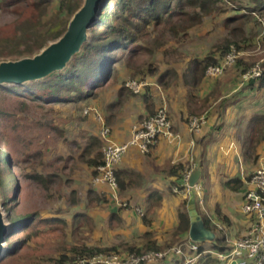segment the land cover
Listing matches in <instances>:
<instances>
[{"label": "rangeland", "instance_id": "rangeland-1", "mask_svg": "<svg viewBox=\"0 0 264 264\" xmlns=\"http://www.w3.org/2000/svg\"><path fill=\"white\" fill-rule=\"evenodd\" d=\"M26 1L30 4V0ZM26 1L7 6L6 2L0 0V37L8 36L20 20L30 16L31 6H28ZM238 4L245 5L246 1L227 0L212 14L204 16L202 22L196 24H192L191 16L174 19L171 23L175 25L174 30L171 25L166 24L160 27L150 26L124 55L118 53L114 72L105 86L97 90V99L90 98L67 104H46L13 95L1 102L3 109L14 116L11 126L0 118V150H4L9 156V168L16 179V185L9 193L7 202L13 210V217L37 214L36 220L32 221L28 229L11 236L9 240V235L7 236L5 244L28 238L27 243L19 249L13 264H55L63 255L72 256L70 251L74 247L87 246L94 249L116 246L123 252L124 243L141 242L142 235L135 236L131 233L128 235L121 228L114 230V226L121 225L117 220L112 221L110 227H107L111 212L114 211L111 202L117 203L113 192L110 194L111 201L102 203L103 205L96 206L89 198L90 192H96L97 188L91 179L87 159H82V156L93 145L94 139L101 137L99 130L101 125L86 115L85 111L96 108L101 115L108 116L112 111L125 118L129 99L132 98L136 102L142 99L140 96L135 98L126 87L128 81L144 82L138 81L141 78V75L137 74L138 71L148 70L151 65L153 69L159 67L161 74H166L167 71L183 73V68L190 59L208 54L213 50V45L230 36V28L240 22L246 27L248 39L262 38L264 49V28L255 16L227 24L229 18L244 14L243 11L234 10ZM58 6L59 1L53 0L49 14L44 18L45 21L56 14ZM187 10L193 12L192 9ZM250 44L241 51V54L244 53L249 58L244 62L249 67L256 65L260 62L259 58L264 57V52H255L256 43ZM31 56H11L0 59V62ZM136 74L137 76H134ZM156 76L146 79L157 83ZM165 76L163 82L165 86L162 84L161 86L174 92L172 85L176 86L179 83L175 73L170 77ZM4 86L15 88L16 85ZM176 97L179 100L178 108L192 110L199 106L191 101L184 104L181 102L184 96ZM176 97H173L172 101L176 100ZM165 102L166 107L169 106L168 99ZM194 112L199 113L197 110ZM102 150L101 147L100 151ZM230 158L235 159L234 152ZM137 177L134 178L133 189L139 190L136 183L138 181L141 183L143 179ZM118 192L117 197L122 210L136 212L139 218L144 216L142 210L139 212L137 201L130 199L126 202L120 198ZM137 194L141 196L139 192ZM131 195L134 194L125 193L128 198ZM121 201L129 203L130 206H124ZM149 201L150 206L143 207H146V216L148 214L151 218L157 215L156 207L160 202L155 196ZM9 216L4 209L5 221L11 231L13 222ZM19 220L23 222L27 219ZM136 224L134 222L130 229L135 228ZM79 256H75V259Z\"/></svg>", "mask_w": 264, "mask_h": 264}, {"label": "crops", "instance_id": "crops-1", "mask_svg": "<svg viewBox=\"0 0 264 264\" xmlns=\"http://www.w3.org/2000/svg\"><path fill=\"white\" fill-rule=\"evenodd\" d=\"M252 16L254 15L252 14ZM251 42L252 40H250ZM217 43L219 42L215 44ZM253 43L255 44L256 40ZM206 55L194 59L201 60ZM241 57L245 62L249 60L244 53ZM259 59L264 70V57ZM192 60L190 59L184 66L183 73L177 74L174 71L179 83L172 86L174 92L177 93L161 86V84L164 85L165 75L170 77L174 73L167 71L166 74H161L160 68L157 67V83L151 80L147 81L146 78L144 80L147 84L145 87L149 88L151 101L146 102L142 93L135 94L130 90L135 98L140 96L142 99L137 102L132 98L129 99V108L125 110V118L112 111L108 113V116L99 113L103 122L94 113L88 115L101 125L100 132L105 125L109 127L111 130L110 141L120 145L131 139L133 126L152 116V113L156 112L158 108L166 106V99L169 101L167 109L172 121L174 137L161 139L149 154H142L136 147H131L117 168V171L122 172L121 176L125 185V189L121 191L117 177L120 198L126 202L134 199L137 201L138 209L142 210L144 214L139 218L136 212L135 214L128 209V211H124L126 209L122 210L120 205L111 202L114 211L111 212L107 227H110L112 221L117 220L121 225L114 226V230L121 228L128 235L130 233L135 236L142 235L141 242H126L127 244L143 247L148 240H151L162 249L177 245L174 231L178 226L180 211L188 212L190 222V213L192 212H195L202 221L203 217H207L210 220V226L215 229L216 238L225 237L227 246L233 245L234 242L243 238L250 228L251 221L243 212V203L249 176L257 169L264 167V86H260L259 83L250 84L251 80H246L243 75L244 66L241 67L237 63L220 78L210 80L203 78L201 82H197L188 71ZM178 95L180 98L185 97L184 100L181 99L184 104L191 101L199 106L192 110L191 108L188 110L178 108L179 100L176 97ZM173 97H176V100L172 101ZM194 109L199 111L198 115L195 114ZM128 113L129 115H127ZM194 116H204L207 121L198 133L191 132L189 128V120ZM95 139L100 142L103 148L104 140L100 136ZM233 152L235 159L230 158ZM177 164H184L185 168L194 167L195 171L201 172L198 182L201 188L200 194H194L193 197L188 198L172 192V182L176 180L170 177L168 171ZM90 172L94 187L97 188L96 192L91 191L94 197L96 195L101 199L102 195L106 194L108 202L111 201L112 191L110 188L106 185L95 184V176L91 170ZM135 177L143 179L141 183L140 181L136 183L141 189H139L140 191L133 189ZM235 180L242 184L238 186L236 182H233ZM181 183L182 181L179 184L181 185ZM137 191L141 196L137 194ZM126 192L134 195L128 198L125 196ZM156 192L161 196V199L158 200L160 203L156 207L157 215L149 218L148 214L146 216V207L143 206H150L149 200L154 198L152 193ZM92 203L99 206L107 202L97 199ZM219 214L225 216L230 223L224 225ZM212 219L221 223L223 230H216ZM134 222L137 223V226L130 229ZM187 238L189 239V233ZM169 240L173 241L166 243ZM214 241L204 242L207 247L205 251L208 252L204 254L199 264H246L242 259L233 262L219 260L218 252L211 250Z\"/></svg>", "mask_w": 264, "mask_h": 264}, {"label": "trees", "instance_id": "trees-1", "mask_svg": "<svg viewBox=\"0 0 264 264\" xmlns=\"http://www.w3.org/2000/svg\"><path fill=\"white\" fill-rule=\"evenodd\" d=\"M3 1L6 2L7 6H11L17 5V3L23 0ZM58 1L59 6L56 14L48 21H45L44 18L49 14L53 0H30V4L26 1V4L31 6V14L29 17L20 20L15 25L14 31L8 36L0 37V59L11 56L22 57L26 55H35L51 42L61 38L67 31L70 20L80 9L84 0ZM225 1L227 0H106L101 7L97 23L90 31L89 42L85 45L83 51L74 58L66 70L56 72L45 80L33 82L24 86H15V88L0 86V118L7 122V125H13V114L7 112L1 106L2 101L11 98L13 95L24 96L32 101L46 104H67L80 100H88L90 98L97 99V90L105 86L111 74L114 72V67L118 62V53L124 55L131 45L137 43L146 29L150 26L160 27L166 24L171 25V28L174 30L175 25L171 24L174 19L189 16H191L192 24L200 23L204 16L212 14V12L218 9L219 5ZM243 1H246V4H238L234 10L243 11L245 14L229 18L227 24L235 20L250 19L253 17V13H259L264 16V0ZM187 9H192L193 12L190 13ZM58 21H60L59 24L57 23ZM244 26V23L240 22L237 26L231 27L230 36L222 42L215 44L213 50H211L206 57L201 60L193 59L191 61L188 71L195 81L201 82L203 78L209 79L205 75L207 68L220 65L232 46L239 52H241L244 47L246 48L249 46L250 39L246 38ZM253 42L254 40H252L250 45L254 44ZM244 62L245 61L241 57L237 60V64L241 65V67L244 66L243 72L250 68ZM157 71V68L153 69L151 65L148 70L138 71V76L141 75L138 81L145 80L147 77L156 76ZM137 74L134 76H137ZM256 83H259L260 86H264V72L262 77L251 79L250 84L254 85ZM148 89V87H144L141 92L146 102L151 101ZM154 113H152V115ZM100 148V142L94 139L93 145L87 149L86 153L82 156V159H87L86 163L88 168L95 177L99 174L98 167L103 164V154L99 151ZM87 156L89 157L87 158ZM184 170V164H177L169 169L168 174L176 180L172 182V186H180L179 183ZM121 174L122 172L120 171L116 173L119 178L120 190L123 191L125 185ZM233 182H236L238 186L242 184L238 180ZM14 185H16V179L9 168V156L4 150H0V196L3 199L4 209L10 215L9 218L13 222L8 240L11 236L28 229L32 221L37 218V214L24 217L19 216L20 219H27L22 222L19 218L12 216L13 210L8 205L7 200ZM92 194L93 192H90L91 197L89 198L91 202L97 199L102 202H108L106 194H103L101 199L96 195L94 197V194ZM153 196H155L157 200L161 199V196L157 192L154 193ZM219 217L224 225L230 223L225 216L219 214ZM178 221V226L174 231L177 245L188 239L187 235L191 225L188 212L180 211ZM203 221L207 229L213 232L215 231L214 227L210 226L211 223L207 217H203ZM185 236L186 238H184ZM27 239L28 238H25L12 244H6V252L0 264L15 263V258L18 255L19 249L27 243ZM122 247L123 252H120V248L116 246L94 249L87 246L80 248L74 247L70 251L72 256L63 255L60 260L55 261V264H73L75 256L77 255L81 257H90L98 253L116 252L141 254L152 250H162L161 246L151 240H148L143 247L127 243H124ZM232 247L233 245L227 246L225 237L221 236L216 238L212 243L211 250L218 253H229ZM206 248L205 244H201L200 252L205 251Z\"/></svg>", "mask_w": 264, "mask_h": 264}, {"label": "built area", "instance_id": "built-area-1", "mask_svg": "<svg viewBox=\"0 0 264 264\" xmlns=\"http://www.w3.org/2000/svg\"><path fill=\"white\" fill-rule=\"evenodd\" d=\"M253 15L264 28V16L259 13H253ZM256 41L255 52L263 53L262 38L259 37ZM241 55V52L232 46L220 65L207 68L206 77L209 79L222 77L229 68L237 63ZM263 72L262 63L259 62L246 70L243 75L246 80L258 79L262 77ZM146 85L145 82L128 81L126 87L135 94H140ZM91 113H94L103 122V118L96 108H89L85 111L86 115ZM206 122L204 116H194L189 120V128L191 132L198 133ZM110 132V128L106 125L101 130V138L105 142L102 150L103 164L98 167L99 174L94 178V183L108 186L115 196V201L120 205V200L117 197L119 184L116 171L126 152L131 147H136L142 154H149L161 139H171L174 134L166 106L160 107L154 115L133 126L131 139L124 144L119 145L111 142L109 139ZM194 171V167L185 168L182 172L181 185L172 187L174 194H181L188 198L193 197L194 194H200L199 183L194 187L190 185ZM122 203L124 206H130L129 203ZM139 212L141 213L140 209ZM243 212L251 221L247 234L234 242L229 253H218L217 258L222 261L233 262L242 259L246 264H264V167L257 169L246 182ZM212 221L216 230H223L221 223L213 219ZM201 244L203 242H195L189 238L181 244L141 254L110 252L98 253L90 257L79 256L73 264H158L161 262L167 264H199L201 258L208 252H200Z\"/></svg>", "mask_w": 264, "mask_h": 264}, {"label": "water", "instance_id": "water-1", "mask_svg": "<svg viewBox=\"0 0 264 264\" xmlns=\"http://www.w3.org/2000/svg\"><path fill=\"white\" fill-rule=\"evenodd\" d=\"M106 0H84L83 5L69 22L67 31L57 41L50 43L38 54L17 60L0 62V86H24L49 78L56 72L66 70L90 40V31L97 23ZM201 172H193L190 185L194 187ZM191 214L189 238L195 242L214 241L215 233L206 228L204 221L194 212ZM9 226L5 223L4 206L0 196V262L6 252Z\"/></svg>", "mask_w": 264, "mask_h": 264}, {"label": "bare ground", "instance_id": "bare-ground-1", "mask_svg": "<svg viewBox=\"0 0 264 264\" xmlns=\"http://www.w3.org/2000/svg\"><path fill=\"white\" fill-rule=\"evenodd\" d=\"M5 223L9 226V224L5 221Z\"/></svg>", "mask_w": 264, "mask_h": 264}]
</instances>
